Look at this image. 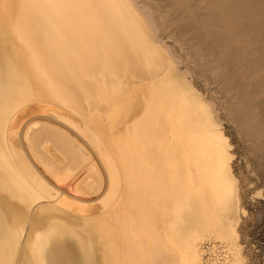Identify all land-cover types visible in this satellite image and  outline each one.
<instances>
[{
	"label": "bare ground",
	"instance_id": "bare-ground-1",
	"mask_svg": "<svg viewBox=\"0 0 264 264\" xmlns=\"http://www.w3.org/2000/svg\"><path fill=\"white\" fill-rule=\"evenodd\" d=\"M134 4L0 0V237L10 264H202L204 245L219 246L212 240L234 250L224 264H244L221 128ZM29 93L50 106L30 104ZM36 113L92 145L107 178L104 204L88 206L85 190L58 174L62 158L41 141L38 121L22 138L53 180L37 175L18 138ZM54 140L69 169L95 166L67 131ZM33 184L39 194L26 193ZM75 222L88 233L74 234ZM42 228L75 240L33 252Z\"/></svg>",
	"mask_w": 264,
	"mask_h": 264
},
{
	"label": "rangeland",
	"instance_id": "rangeland-1",
	"mask_svg": "<svg viewBox=\"0 0 264 264\" xmlns=\"http://www.w3.org/2000/svg\"><path fill=\"white\" fill-rule=\"evenodd\" d=\"M133 3L138 14L140 12L141 17L149 20L147 25L153 28L152 31L150 29L151 36L163 47L178 76L203 100L209 116L219 124L230 153L232 180L239 200L236 231L240 257L244 264H264V0H133ZM13 92L11 95L18 93ZM15 95L12 96L15 98ZM28 97L27 101L32 97L30 93ZM31 99L30 104L35 105L37 102L38 107L43 105L41 102L45 104L44 107L50 106L45 101ZM36 115L26 116L22 120L18 138L21 136L20 147L37 175L46 182L53 180L50 173L35 161L29 144L25 137L22 138L25 125H35L38 121L40 127L37 129L45 130V137L41 141L46 147H51L50 150L59 159L62 158L63 165H57L58 174L67 176L69 183L78 184L80 189L85 190L84 199L88 206L104 204L102 197L105 198L107 178L92 145L84 137L67 130L59 120H51L40 113ZM63 131H67L71 140L79 142L84 154L92 156V163L96 166H93L94 169L92 166L72 167L73 170L67 167V160L63 158V154H66L62 153L54 140L56 134H62ZM47 158L51 157L48 155ZM91 169L98 170L92 172ZM21 174L23 177L25 173ZM25 175V181H33L31 175ZM33 186L39 188L38 185H30L27 194H39L40 189L34 191ZM44 222L41 219L37 225L42 223L41 226H44ZM7 224L5 221L0 223V231ZM75 225L78 226L75 230H79L73 231L74 234H81L80 229L88 233L84 224L75 222ZM61 230L43 229L38 241L42 247L36 244L33 252L40 248L42 251H51L56 245L75 240L64 237L69 234ZM57 231H60L59 234ZM205 243H215L220 247L224 244L214 240ZM1 244L0 237V264H10L9 255ZM222 251L225 252V258L229 257L228 263H232L234 250L227 246Z\"/></svg>",
	"mask_w": 264,
	"mask_h": 264
},
{
	"label": "built area",
	"instance_id": "built-area-1",
	"mask_svg": "<svg viewBox=\"0 0 264 264\" xmlns=\"http://www.w3.org/2000/svg\"><path fill=\"white\" fill-rule=\"evenodd\" d=\"M204 255L202 264H224L225 255L222 251V247L210 244L204 245Z\"/></svg>",
	"mask_w": 264,
	"mask_h": 264
}]
</instances>
